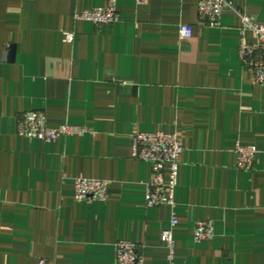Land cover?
Segmentation results:
<instances>
[{
  "label": "crops",
  "instance_id": "1",
  "mask_svg": "<svg viewBox=\"0 0 264 264\" xmlns=\"http://www.w3.org/2000/svg\"><path fill=\"white\" fill-rule=\"evenodd\" d=\"M108 1L0 0V264H115L120 241L143 264H166L173 213L175 264H264V84L239 56V16L225 9L210 28L199 0H117L119 23L75 19ZM229 1L264 26V0ZM29 111L86 133L21 136ZM138 132L184 147L175 209L146 205ZM237 144L257 148L251 171L237 169ZM80 177L107 181V200L76 201ZM197 221L213 223L212 240L194 241Z\"/></svg>",
  "mask_w": 264,
  "mask_h": 264
},
{
  "label": "built area",
  "instance_id": "2",
  "mask_svg": "<svg viewBox=\"0 0 264 264\" xmlns=\"http://www.w3.org/2000/svg\"><path fill=\"white\" fill-rule=\"evenodd\" d=\"M138 5H145L149 0H135ZM225 9L233 10L240 18L239 56L244 65L252 72L255 83L264 84V26L258 25L252 18L240 12L229 0H199L198 15L201 23L210 28L220 26ZM77 21L91 22L98 26L114 25L121 21L118 1L109 0L105 7H99L77 13ZM247 33H252L257 40L253 45L247 42ZM181 39H191L193 33L190 27L182 25L179 29ZM75 34L65 33L64 42L74 43ZM21 136L53 142L60 136H82L86 130L82 127L61 125L50 127L47 114L43 111L25 112L18 125ZM133 158L147 162L151 166L152 178L147 184L146 205L148 207H176V189L179 185L181 156L184 153L178 136L168 133H142L132 136ZM236 167L240 171H251L258 154L256 147L236 145ZM75 199L78 202H104L108 197L109 183L96 179L77 178L74 182ZM179 224L173 213L171 227L164 229L161 240L166 249V264H175L176 241L174 228ZM215 237L214 225L210 221L195 223L194 241L202 243ZM39 264H51L41 260ZM115 264H143L138 245L129 241H120L116 245Z\"/></svg>",
  "mask_w": 264,
  "mask_h": 264
},
{
  "label": "water",
  "instance_id": "3",
  "mask_svg": "<svg viewBox=\"0 0 264 264\" xmlns=\"http://www.w3.org/2000/svg\"><path fill=\"white\" fill-rule=\"evenodd\" d=\"M134 91H136V88L134 89Z\"/></svg>",
  "mask_w": 264,
  "mask_h": 264
}]
</instances>
